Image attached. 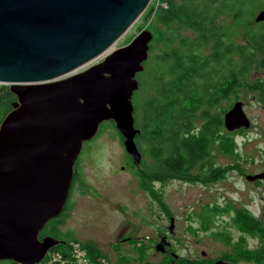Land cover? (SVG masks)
Segmentation results:
<instances>
[{
	"label": "water",
	"instance_id": "1",
	"mask_svg": "<svg viewBox=\"0 0 264 264\" xmlns=\"http://www.w3.org/2000/svg\"><path fill=\"white\" fill-rule=\"evenodd\" d=\"M150 1L0 0V82L17 97L0 122V260L34 264L60 242L39 232L62 212L83 144L101 123L112 120L140 162L132 97L152 33L105 53ZM223 123L229 131L249 126L241 100Z\"/></svg>",
	"mask_w": 264,
	"mask_h": 264
},
{
	"label": "rangeland",
	"instance_id": "2",
	"mask_svg": "<svg viewBox=\"0 0 264 264\" xmlns=\"http://www.w3.org/2000/svg\"><path fill=\"white\" fill-rule=\"evenodd\" d=\"M158 1L151 0L105 54L147 29L152 33L150 43L157 41V47L148 50L152 60L159 52L157 37L160 40L167 32L154 25ZM224 19L231 21L227 16ZM186 33L193 34L191 30ZM147 66L146 61L144 69ZM246 82L238 96L222 100L219 108L229 109L238 98L249 126L233 131L222 126V134L208 144L206 157L188 171L189 176L156 182L155 195L141 186L134 174L137 167L127 159L121 133L114 125L101 128L83 144L76 163L82 187L71 189L70 206L60 226L63 238L70 236L83 244L82 255L68 264H215L217 260L264 264V178H248L264 173V69H253ZM254 84L260 88L254 90ZM249 216L258 232L242 228L240 221L250 223ZM164 233L168 239L161 252L156 247ZM67 246L71 256L74 246L71 242ZM53 251L43 258L63 264L53 261Z\"/></svg>",
	"mask_w": 264,
	"mask_h": 264
},
{
	"label": "trees",
	"instance_id": "3",
	"mask_svg": "<svg viewBox=\"0 0 264 264\" xmlns=\"http://www.w3.org/2000/svg\"><path fill=\"white\" fill-rule=\"evenodd\" d=\"M263 9L264 0L158 1L154 25L167 32L160 40L157 37L159 52L137 73L139 87L132 97L134 127L139 130L134 141L141 159L145 156L142 162L148 164L141 172L134 170L143 188L156 178L188 177V171L206 157L208 144L222 134L221 115L228 109H220L219 103L238 96L253 69H264V20L254 21L255 12ZM156 47V40L149 42V49ZM256 84L251 86L254 90L260 88ZM261 97L264 101V90ZM16 100L10 85H0V122ZM108 125L114 122L104 121L99 130ZM69 206L67 199L63 210ZM61 214L46 222L39 237L59 239L53 250L70 256L67 244L78 240L63 238ZM249 217L250 223L240 221L242 228L258 232Z\"/></svg>",
	"mask_w": 264,
	"mask_h": 264
},
{
	"label": "flooded vegetation",
	"instance_id": "4",
	"mask_svg": "<svg viewBox=\"0 0 264 264\" xmlns=\"http://www.w3.org/2000/svg\"><path fill=\"white\" fill-rule=\"evenodd\" d=\"M224 125V124H223ZM242 128V127H241ZM239 129V128H238ZM236 130V129H235ZM91 140V139H90ZM89 140V141H90ZM89 141H87V142H89ZM85 143V142H84ZM82 151V150H81ZM80 154H81V152H80ZM127 159H129V161L130 162H133V164H134V167H137V170L139 171V172H141V170H143V169H146V167L144 166L145 165V163H143L142 162V159H145V156L144 155H142V159L140 160V162L139 163H135L134 162V160H133V158L129 155V154H127ZM78 162H79V157H78ZM77 161H76V163H78ZM129 162V165H130V167H131V163ZM76 163H75V166H74V175H73V179H72V184H71V188H70V192H69V196H68V199L70 200V196H71V189L73 188H75V185H77V188L79 189V188H81L82 187V184H81V181H82V183H83V178H81V176H80V171L78 170L79 168H78V165H76ZM128 165V166H129ZM138 165V166H137ZM123 167H125V166H123ZM254 174H256V173H254ZM156 176H158V174H155V177ZM166 179H158V178H156V179H153V180H151V181H149V185L148 186H146L147 187V189H145V190H147L150 194H153V195H155V193L157 192V191H155V190H153V189H155V183L156 182H164ZM62 214H61V217H62V219H64L65 220V216H66V213H67V210H62V212H61ZM249 214V213H248ZM171 225H172V223H171ZM173 226V225H172ZM169 231L170 232H172V230L170 229V227H169ZM69 237V236H68ZM159 237L161 238L160 240H165L166 238L168 239V237L166 236V234L164 233V234H162V235H159ZM166 239V240H167ZM63 242V241H62ZM76 242H78L79 244H81V242L78 240V241H76ZM167 244H168V242H167ZM158 245V244H157ZM169 245V244H168ZM54 247V246H53ZM50 248L49 250H48V253H50L54 248ZM161 251V250H160ZM162 252V251H161ZM104 263V262H103ZM105 264V263H104ZM215 264H225V262L223 261V260H217L216 262H215Z\"/></svg>",
	"mask_w": 264,
	"mask_h": 264
},
{
	"label": "bare ground",
	"instance_id": "5",
	"mask_svg": "<svg viewBox=\"0 0 264 264\" xmlns=\"http://www.w3.org/2000/svg\"><path fill=\"white\" fill-rule=\"evenodd\" d=\"M171 221V223H173V221H172V219L170 220ZM52 248V247H51ZM48 252V251H47ZM50 254V253H49ZM52 255L53 256H57V257H53V259L55 260V261H62V263L63 264H68V262L70 261V260H75V261H79V259H81V258H79V257H81V253L78 251V249L76 248V247H74V249L72 248V250H71V256H69V257H63L60 253H59V251H57V252H52ZM75 255H77V256H79V257H76ZM40 263H42V264H50L48 261H47V259H43V260H41L40 261ZM19 264V263H18ZM69 264H73L72 262L71 263H69Z\"/></svg>",
	"mask_w": 264,
	"mask_h": 264
},
{
	"label": "built area",
	"instance_id": "6",
	"mask_svg": "<svg viewBox=\"0 0 264 264\" xmlns=\"http://www.w3.org/2000/svg\"><path fill=\"white\" fill-rule=\"evenodd\" d=\"M0 85H8V84H5V83H1L0 82ZM71 244L74 246V247H77V249H78V251H79V248H80V246H81V244H79L78 242H71ZM80 252V251H79ZM81 253V252H80ZM82 254V253H81ZM76 257H79V256H77V255H75ZM53 257H57V256H53ZM79 258H81V257H79ZM44 259V258H43ZM43 259H41V260H43ZM40 260V261H41ZM40 261L39 262H37V263H34V264H42V263H40ZM53 261H55L54 259H53ZM50 264H53V263H50ZM98 264H104V263H98Z\"/></svg>",
	"mask_w": 264,
	"mask_h": 264
}]
</instances>
